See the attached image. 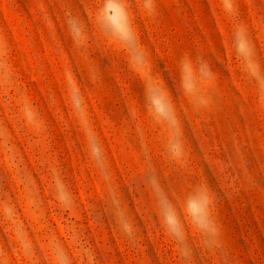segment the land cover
Masks as SVG:
<instances>
[{
    "label": "rangeland",
    "instance_id": "374dc122",
    "mask_svg": "<svg viewBox=\"0 0 264 264\" xmlns=\"http://www.w3.org/2000/svg\"><path fill=\"white\" fill-rule=\"evenodd\" d=\"M0 264H264V0H0Z\"/></svg>",
    "mask_w": 264,
    "mask_h": 264
}]
</instances>
